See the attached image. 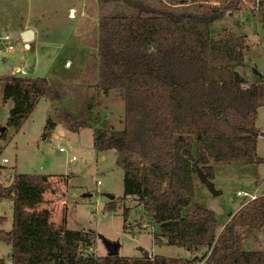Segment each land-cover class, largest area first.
<instances>
[{"label":"trees","instance_id":"16d2710c","mask_svg":"<svg viewBox=\"0 0 264 264\" xmlns=\"http://www.w3.org/2000/svg\"><path fill=\"white\" fill-rule=\"evenodd\" d=\"M100 1L103 5L124 3L129 12L99 17L97 66L87 63L81 81L105 96L120 91L124 100L122 129L93 130L97 151H116V164L124 172L123 198L133 196L146 218L157 224V231L151 232L155 246L173 245L194 253L204 248L201 264H264V248L244 247L254 232L264 228V194L230 214L218 234L212 210L194 202L195 174L212 180L215 165L258 162L255 123L264 79L244 83L209 75L211 63L244 59L245 30L250 22L240 19L241 0L201 6L197 11L190 8L193 4L160 7L149 0ZM258 7L260 21H264L263 0H258ZM16 16L11 4L0 2V36L11 27L23 29ZM0 44L9 48L15 41L3 38ZM60 77L0 76L1 98L12 101L6 129L0 134L3 142L8 129L11 136L21 130L42 99L50 106L43 138H50L59 123L74 133L88 127L84 108H80L85 101L72 107L68 86L62 85ZM2 169L0 164V175ZM15 195L14 183L0 185V200ZM103 209L114 212L116 205L109 202ZM130 210L123 207V230L132 232ZM5 221L0 216V224ZM145 227L138 222V229ZM39 231L46 243L38 242L32 252L14 246L17 228H0V242L13 244L10 264L199 262L195 257L158 254L95 256L89 252L95 245L93 231L68 230L65 223L55 221ZM0 264H5L4 258Z\"/></svg>","mask_w":264,"mask_h":264},{"label":"rangeland","instance_id":"374dc122","mask_svg":"<svg viewBox=\"0 0 264 264\" xmlns=\"http://www.w3.org/2000/svg\"><path fill=\"white\" fill-rule=\"evenodd\" d=\"M3 1L13 6L17 23H23V28L25 22L37 23L42 28L40 40L44 55L39 54L35 60L34 49L27 48V42L21 37V27H11L7 32H1L0 36V41L3 38L15 41V44L8 45L9 48L0 44V76L21 75L22 68L31 65V69L28 67L30 77L53 76L59 79L61 76L62 85L68 86L69 101L74 102L72 107H79L77 103L85 101L80 108H84L88 127L74 133L59 123L50 138H43L41 133L50 106L49 101L42 99L31 119L18 133L11 136L12 131L7 130V141L0 139V164L3 166L0 185L14 183L16 195L14 199L0 200V216H5L7 220L0 224V228L18 229L14 246L19 251L34 252L38 242L46 243L39 235V230L55 221L65 223L68 230L93 231L95 245L94 250L89 252L95 256L108 253L105 244L108 241L118 245L120 256L158 254L165 257H195L201 264L204 248L194 253L178 246L154 245L151 232L157 231V224L146 218L133 196L123 198L124 172L116 164V151H97L93 146L95 128H123L124 100L120 91H110L105 96L95 87L83 85L81 79L87 63L97 66L99 17L105 13L124 15L129 12L126 4L110 2L103 5L100 0H0ZM149 1L160 7L193 4L190 8L197 11L203 8L201 6H218L228 0ZM239 6L250 9L252 14L247 16L251 22L245 30L247 39L244 42H248V45L244 49V59L228 64L211 63L209 75L215 80L237 79L252 83L259 78L264 79V21H260L258 2L255 0H242ZM70 9H74V13ZM225 14L231 15L230 12ZM255 24L256 33L253 29ZM61 42L62 48L58 49ZM67 57L72 58V61ZM1 90L0 83V134L6 129L12 105L11 100H2ZM255 124L258 130V162L215 165V177L211 181L220 194L213 195L200 181V174L194 175V178L198 177L195 181L194 202L212 210L217 220L216 230L224 226L230 214L233 215L251 200L250 196L264 194V90L261 92ZM60 148H65L66 152H61ZM73 156L74 160L71 159ZM5 158L7 161L3 162ZM237 191L249 195L240 192L242 196H238ZM109 195L113 198L110 199ZM109 202L116 205V211L103 209ZM124 206L131 208L129 229L132 232L123 230ZM139 221L146 226L145 229L137 228ZM48 244L55 245L52 242ZM12 247L13 244L0 242V258H4L5 264H10L8 255ZM244 247L264 248V228L254 232L245 241ZM51 253L54 250L51 249Z\"/></svg>","mask_w":264,"mask_h":264},{"label":"crops","instance_id":"0c3cea01","mask_svg":"<svg viewBox=\"0 0 264 264\" xmlns=\"http://www.w3.org/2000/svg\"><path fill=\"white\" fill-rule=\"evenodd\" d=\"M163 1H166V0H163ZM256 2H258V0H255ZM180 2H182V0L180 1ZM241 3H242V0H241ZM253 5H254V3L253 4H251V6L253 7ZM28 6H29V3H28ZM70 12L71 13H74V9H70ZM246 13H248V14H246ZM257 13H254V15L255 16H257L256 15ZM248 15H251L252 16V14L250 13V9L249 10H247V8H244V9H242V6H241V8H240V19L242 20V21H249L251 18H247V16ZM249 22H251V21H249ZM24 27L25 28H23V29H21L20 30V32L22 33L24 30H27V29H30V30H32V32H33V42H29V43H27L26 44V47L28 48V47H30V48H33L34 49V58H35V60H37L39 57V54L40 55H44V50H43V45H42V41L40 40V35L43 33L42 32V28H40V27H38V25H37V23H30V22H25L24 23ZM254 29V32L256 33L257 32V29H256V24H255V27L253 28ZM7 34V33H6ZM8 35V34H7ZM246 39H247V36H246ZM247 44H248V42H247ZM62 45H63V43L61 42L59 45H58V49H60V48H62ZM66 45V44H65ZM64 45V46H65ZM50 55H48L47 57H49ZM67 58H70V57H67ZM66 58V59H67ZM52 61V60H51ZM70 61H72V58H70ZM68 65V64H67ZM28 67H30V69H31V67H32V65L31 66H28ZM28 67H26V68H22V73L23 74H21V75H26V76H28V72H30V69H28ZM17 70H18V68H17ZM60 71V70H59ZM59 71L57 72V73H59ZM25 73V74H24ZM53 74H56L55 72L53 73ZM40 103V102H39ZM32 115V114H31ZM31 115H30V119H31ZM123 116H124V114H123ZM28 118V119H29ZM26 123V122H25ZM195 176H197V175H195ZM198 179V177H195L194 178V183H195V181ZM200 181H201V179H200ZM202 182V181H201ZM195 185H196V183H195ZM228 220V219H227ZM227 222V221H226ZM223 228V225L217 230V234L221 231V229Z\"/></svg>","mask_w":264,"mask_h":264},{"label":"water","instance_id":"95a60500","mask_svg":"<svg viewBox=\"0 0 264 264\" xmlns=\"http://www.w3.org/2000/svg\"><path fill=\"white\" fill-rule=\"evenodd\" d=\"M21 37L22 39L29 43L32 39H33V32L32 30L30 29H27V30H24L22 33H21ZM4 129V128H3ZM1 129V132L2 130ZM201 178V181L207 186L208 190L213 194V195H218L220 194L221 192L219 190H216L213 186V183L211 180L205 178V177H200ZM109 198L112 199L113 196L112 195H109ZM105 244L107 246V249H108V254L109 255H116L118 253V245L116 243H111V242H108V241H105Z\"/></svg>","mask_w":264,"mask_h":264},{"label":"built area","instance_id":"2783aa9c","mask_svg":"<svg viewBox=\"0 0 264 264\" xmlns=\"http://www.w3.org/2000/svg\"><path fill=\"white\" fill-rule=\"evenodd\" d=\"M5 39H7V38H5ZM59 150H60L61 152H66V149H65V148H60ZM71 159L74 160L75 157L73 156V157H71ZM2 161H3V162H6V161H7V158L3 159ZM97 183L99 184L100 182L98 181ZM240 192L243 193L245 196H248V195H249V194H247L246 192L237 191V195H238V196H242ZM253 198H255V197L250 196V199H253Z\"/></svg>","mask_w":264,"mask_h":264}]
</instances>
